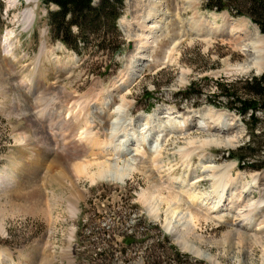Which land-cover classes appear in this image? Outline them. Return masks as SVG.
Instances as JSON below:
<instances>
[{
    "label": "rangeland",
    "instance_id": "rangeland-1",
    "mask_svg": "<svg viewBox=\"0 0 264 264\" xmlns=\"http://www.w3.org/2000/svg\"><path fill=\"white\" fill-rule=\"evenodd\" d=\"M206 1L125 0L117 21L120 47L78 54L51 36L49 13L56 5L0 0V264H212L184 251L164 230L175 206L190 219L192 243L215 264H264V241H249L264 240V230L236 220L241 202L226 200L220 211L199 203L212 184L199 165L202 151L217 165L234 163L231 177L241 182L260 176L264 192V112L257 113L253 132L225 107L219 110L227 116L224 126L207 119L209 109L201 118L190 113L216 107L208 100L217 80L264 71L256 66L263 47L255 44L261 35L255 25L248 20L239 27L228 10L205 9ZM150 4L158 15L143 19ZM119 107L124 120L117 138L134 122L144 124L143 136L159 156L131 141L126 151L137 147L133 156L98 144H112ZM142 114L156 120L146 126ZM218 136L232 139L231 146L204 147ZM241 147L240 156L248 157L229 158ZM189 151L187 160L182 153ZM169 157L178 164L166 162ZM99 163L130 167V177L92 182ZM196 175L205 180L194 183ZM177 177L190 186L186 192L168 187ZM190 195H197V204ZM144 197L156 200L158 219L148 215ZM248 197L257 199L258 192ZM257 219L264 223V213ZM230 231L232 245H223ZM238 232L249 240L237 243Z\"/></svg>",
    "mask_w": 264,
    "mask_h": 264
},
{
    "label": "bare ground",
    "instance_id": "bare-ground-1",
    "mask_svg": "<svg viewBox=\"0 0 264 264\" xmlns=\"http://www.w3.org/2000/svg\"><path fill=\"white\" fill-rule=\"evenodd\" d=\"M148 7L151 8V10L152 9L153 10H152V12H151V10H150V12L145 11V13L142 17L143 19H145V18L151 19L152 16H154L155 14L158 15V10H159L158 7L155 8L153 4L148 5ZM257 33H258V30H257ZM258 37L259 38H257V42H255V44L257 43L260 47L262 46L263 49H261V51L260 50L256 51V52H259L260 56L258 58H259V61H261L260 63H257L256 66L261 67L264 65V37L261 35H259ZM42 109H43L42 112L44 114H47V113H45L46 109H47V107L45 105H44V107H42ZM224 114L225 113L223 111H219V110L214 111L211 108H209V111H207V113H205V116H207V119H209V120L216 121L217 126H224V123L227 121L226 120L227 116L225 117ZM51 115L52 114L49 113V115H48L49 117L46 115L45 118L50 119V118H52ZM153 115L154 114H151V115H147V114L143 115L142 114L139 117H141V119L143 121H145L146 126H149V125H152L151 123L153 120L154 121L156 120V116H153ZM115 116H116V118H115L114 122H112L111 133H110L111 134L110 135V138H111L110 141L112 142V144L110 143V145H108L106 143H104V144L98 143L101 147L109 150V152L114 154V155L117 154L119 156H123V155L124 156H126V155L131 156L132 154H136L138 149H137V147L133 146L134 153H132L131 151L127 152L126 150H128V148L126 146H128V143L130 141L133 145L138 146V147L142 146V145H148L146 136L145 135L143 136V132H142L145 129L141 128V126L142 125L144 126V124L137 125L136 124L137 122L136 123L134 122L135 125L132 126L131 131L127 132V134L124 135L123 139H122V137L117 138L118 137L117 131H118L119 124H121L122 120H124V109L122 107L121 108L119 107L115 111ZM174 116L178 117V114L176 113V114H174ZM189 119L190 118L187 117L185 119V122H183L184 124H182V125L185 126V124L187 123V121H189ZM91 137H90V139H91ZM231 141H232V139H230L226 136L213 137V138H210V139L205 141L204 147L209 145V146L228 148L231 146ZM96 142H97V140H94V139L89 140V143H91L93 145H95ZM148 147H149V149L153 150L155 152V154H158V156L160 155V152H158L157 150L154 149L153 144L149 143ZM192 152L193 151H189L187 153L186 152L182 153V156H184V158L189 160L190 157L192 156ZM198 160L200 161L199 165L201 167V170L207 172V174H206L207 178L212 180L211 190L205 194L206 201H204V202L200 201L199 202L201 204V206L208 208L210 211H220V210H223L227 207V206H225L226 200H229V201L230 200H237V201L241 202L242 205H240L241 206L240 208L237 205L235 207V210L233 211V213L236 214L235 215L236 220L240 221L241 224L245 227H248V226L253 227V229L256 231L264 230V223L257 221L258 215H261V213H264V192H262V189H260L261 188L260 187V179H261L260 176L254 175L252 177L251 181L249 180L250 182H241V181H239L238 178H234V177L232 178L231 177L230 171L233 168L234 163H223V164L217 165L215 163V161L212 159V157L208 153L203 152V151L198 156ZM203 161H205V162H203ZM166 162L174 163V165L178 164L171 157H169V159ZM80 167L83 169L86 166L81 165ZM131 170L132 169L130 167H127V166H119V165L112 164V163H99L98 164V170L93 172L91 174L90 178H91L92 182L99 180V181H111V182H116V183H124V181H126L127 178L130 177V171ZM194 178H195L194 183H199L202 180H205L204 177L202 178V177H199L197 175L194 176ZM185 183H186L185 180L177 177L174 179H170V181L167 182V185L170 188L172 187V188L180 189L179 191L186 192V190H188V188H190V186H188V184H185ZM238 188H239V190H238ZM229 190L230 191L233 190V191L229 193ZM254 192H256V193L258 192V198L257 199H249L250 197H248V199H246L247 195L250 196ZM197 198H198L197 195L196 196L190 195L189 200L192 201L193 204L194 203L197 204L198 203ZM211 199H212V201L209 202ZM143 201L146 204V209H147L148 215L150 217H152L153 219H158L159 208L156 205L157 204L156 200H155V202H156L155 203L153 198L147 199L144 197ZM234 202L237 203L236 201H234ZM170 211H171V213L169 215L167 214V217L165 218V224L163 225L165 228L164 230L166 232H168L169 234L173 235L174 237H176L175 242L179 246H181L184 251L190 252L195 257H199L201 259L203 258V259L211 262L212 264H215V261L211 256H209L206 252L202 251L200 249L201 247H199V245L197 246L195 243H192V241L190 240V236H191V233L193 230V227L191 228V225H189L190 219L188 218L189 219V221H188V219L185 218L186 215L184 216L183 213L180 211V209L177 206L172 208ZM236 235H237L236 238H238V240H239L237 243H242L245 241L247 242V240H249V238L243 232H238V233H236ZM232 240H233V235L230 231L227 233V237H226L225 242H223V245H225V244L229 245V246L232 245V242H233ZM252 240L254 243L258 242V241L259 242L264 241V240H262V238L259 239L258 237H255V238L252 237V239H250L249 241H252ZM221 243H222V241H221Z\"/></svg>",
    "mask_w": 264,
    "mask_h": 264
},
{
    "label": "trees",
    "instance_id": "trees-1",
    "mask_svg": "<svg viewBox=\"0 0 264 264\" xmlns=\"http://www.w3.org/2000/svg\"><path fill=\"white\" fill-rule=\"evenodd\" d=\"M43 2L58 7L49 13L50 33L54 40L62 42L69 49L81 54L89 48L117 50L120 47L119 39L122 34L118 30L117 21L123 14L125 0H43ZM204 8L212 11L228 10L231 15L246 16L264 33V0H207ZM216 87L217 92L208 102L241 115L253 132L259 121L257 113L264 112V73L241 77L235 81L217 80ZM191 92L186 91L185 96L189 97ZM245 149L246 147L239 148L238 152L231 153L229 158L242 161L248 156L241 157L239 152Z\"/></svg>",
    "mask_w": 264,
    "mask_h": 264
},
{
    "label": "water",
    "instance_id": "water-1",
    "mask_svg": "<svg viewBox=\"0 0 264 264\" xmlns=\"http://www.w3.org/2000/svg\"><path fill=\"white\" fill-rule=\"evenodd\" d=\"M232 19L231 20H233V21H236L237 19H235V18H233V17H231ZM242 20L243 21H247L248 19L247 18H242ZM241 26V25H240ZM256 29L258 30V32L261 34V36H263L264 37V34L263 33H261V31H260V29L258 28V26L256 25ZM252 49V48H251ZM264 71H260V72H258V74H260V73H263ZM209 108H211L212 110H222V109H218V108H216V107H213V106H206V107H203V108H201V109H193L192 111H190V113H192V114H194V117H196V118H201V115L203 114V113H205V111H207V109H209Z\"/></svg>",
    "mask_w": 264,
    "mask_h": 264
}]
</instances>
